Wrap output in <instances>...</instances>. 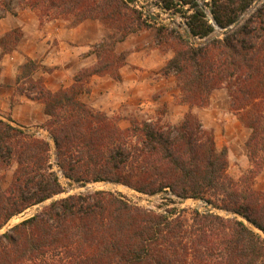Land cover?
<instances>
[{"label": "trees", "instance_id": "trees-1", "mask_svg": "<svg viewBox=\"0 0 264 264\" xmlns=\"http://www.w3.org/2000/svg\"><path fill=\"white\" fill-rule=\"evenodd\" d=\"M160 1L164 10L188 5L185 24L200 39L216 25H237L194 44L152 17L148 23L128 0H20L40 24L44 17L70 18V27L98 20L119 37L95 45V63L75 73L67 88L50 91L34 79L39 68L50 69L30 58L19 67L16 91L42 103L48 138L0 118V169L13 167L6 187L0 177V229L41 205L0 233V264H264V190L254 187L264 168V0L242 19L257 0H209L208 14L195 0ZM3 6L9 10L6 1ZM143 28L154 29L160 51L172 50L159 72L174 76L178 102L188 109L174 124L132 120L121 128L118 116L80 95L92 75L121 81L128 51L118 52L116 44ZM20 37V28L5 32L1 55ZM218 88L249 130V167L237 179L228 173L226 147H216L192 110L205 108ZM60 175L70 184L113 183L162 194L170 204L194 199L210 208H147L102 189L53 199L65 191Z\"/></svg>", "mask_w": 264, "mask_h": 264}, {"label": "crops", "instance_id": "crops-1", "mask_svg": "<svg viewBox=\"0 0 264 264\" xmlns=\"http://www.w3.org/2000/svg\"><path fill=\"white\" fill-rule=\"evenodd\" d=\"M15 27L22 32L17 47L0 59V110L8 109L11 118L30 125L45 121L46 116L42 103L15 92V77L26 58L50 69H39L33 74L34 79H43L50 91L67 88L73 84L75 73L95 63L93 46L105 40L108 33L101 23L91 19L73 27L66 26L60 19L40 24L36 13L27 8L6 11L0 17V36ZM153 34L151 28L144 29L118 42V52L128 51L126 62L119 70L121 81L92 75L86 83L88 90L80 96L93 108L118 116L121 127H127L134 118L174 124L188 109L176 100L179 90L174 76H163L159 72L172 53L161 52L153 46ZM224 128L226 132L219 146L227 148L229 168L234 163V169L240 168L237 174H241L249 167L243 144L248 130L233 117ZM217 136L214 130V137ZM239 143L242 144L241 155L234 151ZM254 187L264 190V168L255 178Z\"/></svg>", "mask_w": 264, "mask_h": 264}, {"label": "rangeland", "instance_id": "rangeland-1", "mask_svg": "<svg viewBox=\"0 0 264 264\" xmlns=\"http://www.w3.org/2000/svg\"><path fill=\"white\" fill-rule=\"evenodd\" d=\"M3 1H6L7 5H8L7 8L9 10L4 9ZM128 1L130 2L131 5H133L141 13L142 19H144L148 23L154 24L152 21H149L150 19H146L144 17L143 13H145L147 10H149L150 13L152 12V18L157 23L165 24L167 26L176 28L182 34V36L184 38L189 39L194 44L202 43L204 40L213 38V37L218 36V35H223L224 31L227 32V31L231 30L232 28H234L237 25V23H236L235 25L230 26L227 29L216 28V30H214V32L211 33L206 39H200V38L194 37L190 33H188V30L186 28L185 18L182 15V13L186 12V10L189 8L188 5L182 6L180 8L178 6V10H175V9L164 10L163 7H162V4L158 2L160 0H128ZM195 1L201 6L202 9H204L205 12H207V14L209 13L208 5H206V3L207 4L209 3V0H195ZM262 1L263 0H257L256 2H254L249 7V9L244 12V14L241 16V19L245 18ZM157 2L160 4V6L156 5ZM18 8H20V9L21 8H27V9L31 10L32 12L36 13L34 10H32V9H30L28 7L21 6L20 5V0H0V16L4 15V13L6 11L15 12V10L18 9ZM44 18H45L44 21L52 20L50 18L48 19L47 17H44ZM58 19H60L66 26L70 27L69 26L70 22H71L70 18H64V17L62 18L61 17V18H58ZM98 22L101 23L107 30L108 35H107V38L105 39V41L109 42V41L119 37V32H117L115 30V28H113L111 26H106L100 21H98ZM15 28H19V27H15ZM144 29H149V28H143L141 30H144ZM151 29L154 31L153 28H151ZM135 33H137V32H135ZM132 34H134V33H132ZM21 35H22V32H21ZM100 42H102V41H100ZM100 42H98V43H100ZM152 42H154L153 46L155 45V47H158V45L154 41V38H153ZM97 44H95V45H97ZM16 47H17V45H16ZM168 51L171 52L172 55H173V52H172L171 49H169ZM168 51H166V52H168ZM6 54H8V53H6ZM4 55L5 54L1 55V48H0V59ZM27 59L28 58H26V60ZM39 69H42V68H39ZM18 73H19V71H18ZM18 73H17V75H18ZM170 75H172V74H170ZM175 85H176V82H175ZM16 87H17V83H16V77H15V92L17 94H19L16 91ZM176 87H177V85H176ZM22 95H24V94H22ZM176 100L178 101V97H176ZM161 109L162 108H160V111L164 112V109L163 110H161ZM192 110H193V112H195L197 114L199 120L201 121V123L203 124V126L205 128L210 129L213 132V135H214V130L217 132V134H218L217 138L214 137L216 147L218 149H221L222 147H225V146H222V147L219 146L220 145V141H221L222 137L224 136L222 134H225V132H226V130L224 128V124L229 121L230 117H233V119L235 118L236 120H238L237 117L231 111H229V109H228V98H227V95H226L225 88L215 89L211 93L209 104L205 108H196V107H194ZM0 118H3L4 120L10 119L11 122H13V124L19 125V126L23 127L27 131L34 132V133H36L39 136L44 137V138H48L47 131L42 127V125L44 124V122L46 120L43 121V122H36V123L30 124V125L22 124V123H19L17 120H14L13 118H11L10 110H8V109L7 110H0ZM46 119H47V117H46ZM132 120L142 121L144 119L134 118ZM132 120H130V122ZM145 121L154 123L156 120L155 121H150V120H146L145 119ZM160 123L166 124V123H169V122H166V121L161 122L160 121ZM129 125H130V123H129ZM121 128H126V127H121ZM248 133H249V130H248ZM241 145L242 144L239 143V146L234 148V151H235V153L237 155H241V152H242L241 151L242 150V146ZM245 154H246V151H245ZM227 156H228V151H227ZM51 159H52V162H54V156H52ZM238 170H240V168H238V167H236L234 169V163H232L231 167L229 168V161H228V173H229V175L231 177L237 179L242 174V173L241 174H237L239 172ZM12 171H13V167H10V168H7V169H0L1 185L3 187H6L9 184V181H10L11 175H12ZM243 172H245V171H243ZM60 181H61L65 191H64V193H62L60 195L54 196L53 199H56V198H59V197H62V196H65V195L71 194V193L85 192V191H94V190L102 189V190H107V191H111V192H115V193H120L121 195H123L129 201H131L133 203H136V204H138L140 206L147 207V208L148 207L149 208H153V207H157V206H160V207H163V208L176 206L178 208H186L188 210L189 209H199L200 211H204V210L210 208L203 201L194 200V199L175 200L176 203L170 204V202H168L167 200H165L163 198L164 195H162V194L148 196L146 194L139 193V192H137V191H135L133 189H130L128 187H125V186H122V185H118V184H113V183H106V182L88 183L86 185L81 186L79 184H70V182H68L61 175H60ZM40 208H41V205L34 206V207L30 208V209H27L25 212L13 217L2 229H0V233H3L9 227H11L13 224H15V223L19 222L20 220H22V219L30 216L31 214L35 213ZM217 212H219L220 214H224V212H222V211H217Z\"/></svg>", "mask_w": 264, "mask_h": 264}, {"label": "built area", "instance_id": "built-area-1", "mask_svg": "<svg viewBox=\"0 0 264 264\" xmlns=\"http://www.w3.org/2000/svg\"><path fill=\"white\" fill-rule=\"evenodd\" d=\"M159 3H161L160 1H158ZM157 2V4L156 5H159L160 6V4ZM144 14V17L146 18V19H150L151 17H152V12L150 13V11L149 10H147L145 13H143ZM186 25V24H185ZM186 28H187V26H186ZM187 30H188V28H187ZM188 33H189V30H188ZM59 173V172H58Z\"/></svg>", "mask_w": 264, "mask_h": 264}, {"label": "water", "instance_id": "water-1", "mask_svg": "<svg viewBox=\"0 0 264 264\" xmlns=\"http://www.w3.org/2000/svg\"><path fill=\"white\" fill-rule=\"evenodd\" d=\"M217 28H219L217 25H216ZM224 33H226V31H224Z\"/></svg>", "mask_w": 264, "mask_h": 264}]
</instances>
